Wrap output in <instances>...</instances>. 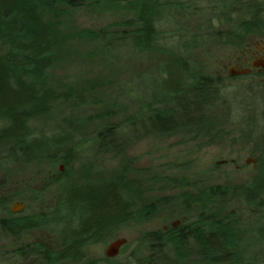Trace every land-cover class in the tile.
Returning a JSON list of instances; mask_svg holds the SVG:
<instances>
[{
	"label": "trees",
	"instance_id": "trees-1",
	"mask_svg": "<svg viewBox=\"0 0 264 264\" xmlns=\"http://www.w3.org/2000/svg\"><path fill=\"white\" fill-rule=\"evenodd\" d=\"M93 7L125 13L116 23L88 32L106 58L125 52L161 55L153 79L159 90L143 96L128 84L121 92L141 103L134 111L127 109L128 101L113 103L112 111L48 125L62 103H97L95 92L104 85L102 79H86L57 88L48 77L59 59L61 20ZM192 18L200 22L196 28L188 23ZM254 37L264 38V0H0V144L9 143L0 153V171L45 160L83 170L52 207L0 216V264L24 257L46 264H123L120 259L125 264H264V131L256 132L264 105L241 96L239 88L228 92L219 77L196 72L193 58L196 49H240ZM244 78L251 79L242 86L252 96L264 92V72L230 79ZM120 113L122 119L100 124L91 135L83 131L95 116L108 120ZM175 134L195 144L221 136L248 142L259 170L241 183H202L193 191L185 190L184 180H174L181 191L152 199L125 169L90 174L87 155L95 167L97 159L123 156L140 139ZM161 210L176 213L179 223L145 231L114 258L87 260V248ZM33 229L57 236V249L44 243L9 250L2 245Z\"/></svg>",
	"mask_w": 264,
	"mask_h": 264
},
{
	"label": "rangeland",
	"instance_id": "rangeland-1",
	"mask_svg": "<svg viewBox=\"0 0 264 264\" xmlns=\"http://www.w3.org/2000/svg\"><path fill=\"white\" fill-rule=\"evenodd\" d=\"M125 13L116 10L89 8L81 11L77 16L62 19L59 24L60 52L56 65L49 71V84L54 87H64L72 83H82L86 79H102L104 85L95 92L97 103L85 107H76L62 103L56 114L49 117V124L53 120L62 118L81 119L90 115H98L106 110L113 109L111 104L126 106L131 112L140 107L138 100L126 99L121 92L123 86L137 87L138 93L151 96L157 89L154 77L159 74L161 55L144 52L132 54L120 53L113 59L105 57L98 43L91 41L88 32L97 30L106 25L116 23L125 17ZM193 28L200 25L197 18L188 21ZM203 27L205 25L203 24ZM264 38H251L240 49L225 46H210L196 49L193 58L198 63L196 72L219 77L222 86L228 92L238 90L241 96L249 95L258 105H264V92L259 90L254 96L242 85L251 81L249 78H235L229 75L230 68L236 71L238 60L248 51L250 44L264 45ZM247 50V51H246ZM253 80V79H252ZM257 82V81H256ZM264 82L261 81L260 83ZM146 83V85H145ZM145 85V87H144ZM145 88V89H144ZM160 88V92H161ZM259 93V94H258ZM164 93H161L163 96ZM107 103L109 106H107ZM134 108V109H133ZM114 115L111 119L97 118L86 122L83 131L93 134L100 124L117 121L124 114ZM126 115V113H125ZM98 119V120H97ZM45 122V120H43ZM264 121V120H262ZM257 120L256 132L264 131L263 122ZM40 122L39 124H41ZM71 131H76L72 130ZM263 134V133H262ZM230 140V139H229ZM227 140L226 137H216L213 142L193 143L186 141L183 136L175 134L169 137H150L133 143L123 156L110 154L97 159L95 167L93 160H87L93 167L92 177L111 175L126 170L128 176L140 179L146 190L147 199H152L168 193L179 192L174 187V180H184L188 185L185 190L193 191L204 184H236L246 181L258 172V159L251 153L250 143L240 140ZM206 144V145H205ZM9 145L0 144V153ZM83 177V170L78 164L65 168L64 164L56 161H39L31 164L15 166L0 171V216L9 215L15 204H23V209L15 214L35 213L41 209L52 207L61 197L66 185L76 182ZM179 219L176 213L161 210L148 219L137 220L119 230L116 235L105 243L91 246L85 250L87 260L104 256L107 246L116 239H125L126 242L135 241L142 233L152 229H167L176 226ZM24 241L43 242L52 249H57L59 238L44 229L26 231L18 241H8L5 249H13ZM132 250V247L129 248ZM119 262H125L120 259ZM13 264V263H12ZM15 264H33V259ZM34 264H46L36 261ZM57 264H73L71 261ZM185 264H201L186 262Z\"/></svg>",
	"mask_w": 264,
	"mask_h": 264
},
{
	"label": "flooded vegetation",
	"instance_id": "flooded-vegetation-1",
	"mask_svg": "<svg viewBox=\"0 0 264 264\" xmlns=\"http://www.w3.org/2000/svg\"><path fill=\"white\" fill-rule=\"evenodd\" d=\"M259 60H264V45L263 46L262 45H259V43H258L257 46L250 44L248 46V51L246 53H244L242 55V57L238 60L237 66L235 67L237 69L236 72H238L240 70H243V69H249V72L246 73V74H243V75H252L254 73L264 72V68H262L261 66H254L253 65L254 62L259 61ZM239 75H242V74L235 75L234 77H237ZM30 243H32V244L37 243L38 244V243H43V242H38V241H24V242L20 243L19 246L25 247L26 245H30ZM127 243L128 242H126V244ZM6 244L7 243L5 242L2 245L5 246ZM120 249H119V252H120ZM119 252H118V254H119ZM104 256H105V252H104ZM116 256H114V257H116ZM114 257H110V258H114ZM107 258H109V257H107ZM29 259H33V264L37 261V259L34 258V257H28V258L24 257L23 260H20V262H25V261H27Z\"/></svg>",
	"mask_w": 264,
	"mask_h": 264
},
{
	"label": "water",
	"instance_id": "water-1",
	"mask_svg": "<svg viewBox=\"0 0 264 264\" xmlns=\"http://www.w3.org/2000/svg\"><path fill=\"white\" fill-rule=\"evenodd\" d=\"M254 66H261L262 68H264V60H259L253 63ZM249 72V69H243L240 70L238 72L233 71L232 68H230L229 71V75L230 76H235L238 74H246ZM23 209V204H15L12 208H11V212L12 213H19L21 210ZM126 244V240L121 238V239H116L114 241H112L106 248L105 250V256L106 257H114L118 254L119 249Z\"/></svg>",
	"mask_w": 264,
	"mask_h": 264
}]
</instances>
